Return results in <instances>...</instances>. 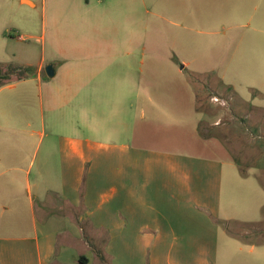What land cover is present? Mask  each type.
<instances>
[{
	"label": "crops",
	"instance_id": "1",
	"mask_svg": "<svg viewBox=\"0 0 264 264\" xmlns=\"http://www.w3.org/2000/svg\"><path fill=\"white\" fill-rule=\"evenodd\" d=\"M113 1L40 0L42 58L35 74L0 85V264H92L78 249H100L94 241L91 244L99 234L94 228L109 227L119 229L122 250L132 259H147V264H264V221L240 217L234 208L221 206L222 160L167 150L152 142L118 144L81 135V126L89 128L95 121L90 105L83 104L89 101L90 85L84 76L93 64L80 59L99 57L105 71L113 65L115 50L116 60L123 55L119 52L121 41L117 47L105 31L100 29L95 34L106 15H121V3ZM38 3L18 0L26 9L17 8L13 2L0 4V10L9 12L1 29L6 41L29 44L34 37L30 30L35 24L32 11L37 10ZM10 11L19 15V20ZM46 56L62 64L72 59L71 68L69 65L65 71L71 83L63 84V93L59 86L43 88ZM52 66L55 76L58 68ZM45 76L53 77L46 71ZM66 93L71 97H64ZM35 111L36 121L30 120ZM38 125L40 129L35 130ZM25 131L38 132V143L46 140L33 182L29 179L33 161L27 158L31 148H26L27 137L20 135ZM154 137L153 143L158 144L159 136ZM53 144L56 182L54 178L47 181L53 170ZM42 176L46 179L38 183ZM22 181L28 191L24 197L17 191ZM53 195L57 199L49 201ZM40 199L45 217L56 210L58 217H64L66 235L79 230L62 241L60 253H56L53 238L58 232L40 230L36 219ZM46 200L50 202L47 207ZM258 205L264 206V198ZM52 207L55 211L50 212ZM19 213L30 215L26 224L19 220ZM83 231L89 242L83 240ZM130 235L135 241H128ZM104 241L101 244L108 256ZM65 250L73 251L72 261L65 258Z\"/></svg>",
	"mask_w": 264,
	"mask_h": 264
},
{
	"label": "rangeland",
	"instance_id": "2",
	"mask_svg": "<svg viewBox=\"0 0 264 264\" xmlns=\"http://www.w3.org/2000/svg\"><path fill=\"white\" fill-rule=\"evenodd\" d=\"M11 2L17 8L26 9L18 4V0H0V4ZM118 2L122 5L121 15L116 12L106 15L105 20L98 23L95 34L98 35L100 29L105 31L113 43L117 42V47L121 41L119 52H123L122 59L116 60L118 51L115 50L113 65L105 71L99 57L80 59L93 64L84 76L90 85L87 88L89 101L83 104L90 105V116L95 121L89 128L82 125L81 135L118 144L152 142L157 147L191 156L218 158L224 162L221 206L234 208L240 217L264 221V206L258 205L264 198V0ZM32 12L35 24L30 25V30L34 37L26 44L6 41L1 29L9 12L4 8L0 10L2 72L7 71L9 64L15 67L30 63L32 71L29 75L35 74L42 58L40 0L37 10ZM10 13L16 21L19 20V15H14L13 11ZM124 51H128L127 56ZM52 64L57 66L58 72L53 77H46V67ZM69 65L71 68L72 59L62 64L58 59L44 57L43 88L59 86L60 92H65L63 84L70 86L71 83L65 73ZM17 74L20 76L21 72ZM4 80L0 77V83ZM81 81L84 82L82 78ZM66 94L64 97H71ZM141 109L144 116H141ZM31 115L29 119L36 121V111ZM38 128L40 125L34 129ZM20 135L27 137L26 148H31V153L35 148L34 156L27 153L28 161L30 158L33 161L29 172V179L33 182L37 178L46 140L38 143V132L25 131ZM154 136H159L161 143H153L151 137ZM10 140L13 142L14 138ZM54 146L51 151L53 170L50 169L47 181L54 178L56 182ZM43 178L46 176H42L38 183ZM17 191L23 197L27 195L24 181ZM31 192H35L33 185ZM55 197H49V201L57 199ZM43 203L41 199L36 202V219L43 232H58L53 238L58 247L56 253H60L62 241L74 237L79 230L76 228L66 235L64 217H58L53 207L49 211L55 213L45 217V211L40 208ZM49 204L47 201L44 205ZM74 214L77 218L79 211ZM27 216L18 214L23 224L28 222L30 215ZM46 218L48 222H45ZM94 230L99 234L91 244L94 241L100 249H78L90 257L92 264H103L102 257L111 264H147V259H132L121 249L123 242L117 233L119 229ZM82 237L89 242L84 231ZM103 241L105 248L109 247L108 256L104 253ZM128 241L135 240L130 235ZM72 252H62L69 262L73 260Z\"/></svg>",
	"mask_w": 264,
	"mask_h": 264
},
{
	"label": "trees",
	"instance_id": "3",
	"mask_svg": "<svg viewBox=\"0 0 264 264\" xmlns=\"http://www.w3.org/2000/svg\"><path fill=\"white\" fill-rule=\"evenodd\" d=\"M7 68L8 69L5 72H2L0 70V77L5 79L2 83H0V85L1 84H5L7 82H10V81H12L14 79H21V78H24L26 76H29V73H31V71H32L31 66H25V67H23V66H20V67L19 66H15L14 67L12 64H9L7 66ZM18 71L21 72L20 76L17 74ZM22 72H24L25 74L22 73ZM12 75H16V76L13 77ZM11 76H12V78H11ZM79 261H80V263H84L81 259H79ZM101 261H102L103 264H109L107 259L105 260L104 257L101 258Z\"/></svg>",
	"mask_w": 264,
	"mask_h": 264
},
{
	"label": "water",
	"instance_id": "4",
	"mask_svg": "<svg viewBox=\"0 0 264 264\" xmlns=\"http://www.w3.org/2000/svg\"><path fill=\"white\" fill-rule=\"evenodd\" d=\"M46 74H47L48 76H53V74H54V70H53V67H52V66H47V67H46Z\"/></svg>",
	"mask_w": 264,
	"mask_h": 264
}]
</instances>
